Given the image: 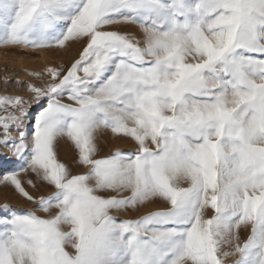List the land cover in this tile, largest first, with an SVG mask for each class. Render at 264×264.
I'll return each mask as SVG.
<instances>
[{
  "label": "snow or ice",
  "instance_id": "obj_1",
  "mask_svg": "<svg viewBox=\"0 0 264 264\" xmlns=\"http://www.w3.org/2000/svg\"><path fill=\"white\" fill-rule=\"evenodd\" d=\"M73 45L0 95V185L34 205H0V264H264V0H0V46Z\"/></svg>",
  "mask_w": 264,
  "mask_h": 264
},
{
  "label": "rangeland",
  "instance_id": "obj_2",
  "mask_svg": "<svg viewBox=\"0 0 264 264\" xmlns=\"http://www.w3.org/2000/svg\"><path fill=\"white\" fill-rule=\"evenodd\" d=\"M113 28L126 29L129 31H134L137 35H142L139 32L138 26H128V25H113ZM79 45H73L71 52H64L60 50L59 52L33 50V49H21L20 46H0V95H21L25 98L31 95L26 89V84H17L16 81L32 82L39 85L42 81L29 75L30 72L39 71L44 68L45 64L50 66H56L61 60L69 62L73 56L76 54V49ZM42 56V57H41ZM44 57V58H43ZM22 58V59H21ZM7 81V83H5ZM5 113L0 110V116ZM12 134L15 136L16 130L12 129ZM3 136V130L0 129V138ZM100 145L102 151L99 153L100 156H105L111 154L117 147L124 151H130L136 147V145L130 140H121L118 138H113L110 133L100 137ZM0 154H5V156L0 157V159H6L9 155V150L3 144H0ZM76 153L69 141L62 139L60 142L59 158L65 162H71L75 157ZM12 165L18 164L19 162L15 157H11ZM12 165L6 164V167H11ZM74 172H83L86 169L74 168ZM2 175V173H0ZM29 191H33L29 187ZM53 189L50 187H42L40 194H47ZM127 194V193H125ZM7 203L11 205L12 210H25L33 208L34 205L28 202L25 198L16 193L10 186L0 185V205ZM167 207L166 202L156 201L148 203L142 206L139 211L126 212V213H114L120 218H136L139 215H143L148 211L156 210L157 208ZM207 215H211V210H207ZM67 228V226H65ZM248 232L247 230H242V239L246 238ZM68 250L72 251L70 245ZM228 264L235 260V257L227 258Z\"/></svg>",
  "mask_w": 264,
  "mask_h": 264
},
{
  "label": "bare ground",
  "instance_id": "obj_3",
  "mask_svg": "<svg viewBox=\"0 0 264 264\" xmlns=\"http://www.w3.org/2000/svg\"><path fill=\"white\" fill-rule=\"evenodd\" d=\"M42 57V56H41ZM44 58V57H43Z\"/></svg>",
  "mask_w": 264,
  "mask_h": 264
}]
</instances>
